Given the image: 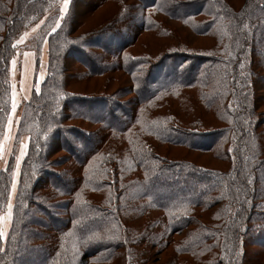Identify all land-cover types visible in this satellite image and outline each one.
<instances>
[{
  "label": "trees",
  "instance_id": "obj_1",
  "mask_svg": "<svg viewBox=\"0 0 264 264\" xmlns=\"http://www.w3.org/2000/svg\"><path fill=\"white\" fill-rule=\"evenodd\" d=\"M81 1L62 14L64 0H0V139L18 40L36 27L47 41L0 168L1 215L26 139L0 264H248L246 247L264 249V0H114V18L77 32ZM131 16V36L107 35ZM166 21L211 46L131 50L139 34L169 37Z\"/></svg>",
  "mask_w": 264,
  "mask_h": 264
},
{
  "label": "rangeland",
  "instance_id": "obj_2",
  "mask_svg": "<svg viewBox=\"0 0 264 264\" xmlns=\"http://www.w3.org/2000/svg\"><path fill=\"white\" fill-rule=\"evenodd\" d=\"M94 0H82L79 4L76 21L84 20L81 27L77 30L85 31L90 28H98L104 25L106 22L114 18L117 12V5L114 0L107 1L103 5L97 7L96 9L92 8V5L89 7L90 2ZM132 1V0H128ZM165 1V0H164ZM234 8H238L244 0H227ZM166 2V1H165ZM64 2H62V7ZM164 6V5H162ZM61 7V8H62ZM135 17L131 16L130 18L124 20L119 24V31L108 32L107 35L112 38H118L121 36L128 37L132 34V28L136 24ZM167 26L170 27L173 31L169 37L159 36L157 33H142L134 39V42L131 44V50L133 52L145 50V49H159L163 48L164 45L172 41H184L189 46L194 48L196 47H205L211 46L212 36H197L193 34L188 28L181 26L178 23L172 21H166ZM38 26V25H37ZM36 27H33L29 32H25L18 40L19 44H24L23 48H20V51L16 56L10 61L9 64V84H10V111L8 113V118L4 128V134L0 139V168L6 166L7 159L11 152V144L13 141V134L16 127V122L19 115V109L21 108L23 102L30 98L33 89L39 87L40 82L42 81L47 67L46 60V51H47V41L46 39L42 42L35 41V38H32V35ZM214 29V27H211ZM106 38V36L104 37ZM94 82L99 84L102 82L100 78H91L87 81L77 82L74 86L75 89L80 91L83 84H88L90 87ZM100 85V84H99ZM116 84L110 83L109 89L112 90L116 87ZM99 90V89H98ZM260 91V110H264V86L259 87ZM15 100V104H13ZM26 150V139H24L17 151L16 161L13 167V179L12 186L9 190V196L7 201V206L0 215V232H3V237H5L9 223L11 220V208L12 200L15 191V186L17 183V174L19 170V165L21 159ZM171 157L176 158H186L196 161L200 164H210L212 166L216 165L217 162L213 160L208 154L199 153L195 151H190L182 147H173L169 148L167 153ZM213 161V162H212ZM246 257L248 258V264H264V249L260 246L249 245L246 247ZM160 255V254H159ZM188 258L187 256H184ZM164 258L157 260L154 264H160ZM188 260V259H187Z\"/></svg>",
  "mask_w": 264,
  "mask_h": 264
},
{
  "label": "snow or ice",
  "instance_id": "obj_3",
  "mask_svg": "<svg viewBox=\"0 0 264 264\" xmlns=\"http://www.w3.org/2000/svg\"><path fill=\"white\" fill-rule=\"evenodd\" d=\"M70 0H64V6L61 8V13H66L68 11V5ZM13 104H15V100H13ZM3 232H0V238H3Z\"/></svg>",
  "mask_w": 264,
  "mask_h": 264
}]
</instances>
